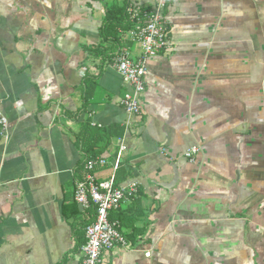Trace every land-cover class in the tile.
Segmentation results:
<instances>
[{
  "label": "crops",
  "instance_id": "1",
  "mask_svg": "<svg viewBox=\"0 0 264 264\" xmlns=\"http://www.w3.org/2000/svg\"><path fill=\"white\" fill-rule=\"evenodd\" d=\"M159 1L0 0V264L80 263L94 218L74 201L86 125L126 129L97 180L118 161L119 182L139 184L120 211L129 247L100 264H264V0H168L172 47L148 60L130 117L112 63L142 45L131 26L105 40V20Z\"/></svg>",
  "mask_w": 264,
  "mask_h": 264
},
{
  "label": "built area",
  "instance_id": "2",
  "mask_svg": "<svg viewBox=\"0 0 264 264\" xmlns=\"http://www.w3.org/2000/svg\"><path fill=\"white\" fill-rule=\"evenodd\" d=\"M168 0H160L155 7L128 4L126 8L131 30L127 34L142 45V53L133 57L131 52L120 49L113 58V67L121 76L126 90L121 105L130 117L143 114V95L146 92V79L149 74L148 60L171 49V38L163 8ZM0 129L7 134L9 120L0 111ZM125 147H120V156ZM200 153L199 147L185 152L184 158L194 162ZM104 157L88 160L84 173L77 178L74 201L82 213H94L93 221L85 229V243L81 247L79 264H100L104 252L117 247L128 248L129 243L122 232L119 221H111V214L120 212L139 195V184L133 181L120 183L117 179L119 162L114 165L115 173L105 182L97 180L95 172L105 167Z\"/></svg>",
  "mask_w": 264,
  "mask_h": 264
},
{
  "label": "trees",
  "instance_id": "3",
  "mask_svg": "<svg viewBox=\"0 0 264 264\" xmlns=\"http://www.w3.org/2000/svg\"><path fill=\"white\" fill-rule=\"evenodd\" d=\"M127 5L128 4H126L122 9L114 8L107 13L103 30V36L105 40L112 38L113 40L119 41L120 31H124L126 28L131 26L126 12ZM115 43L117 44L116 41ZM125 131V128L119 129L118 127H111L108 130H104L103 134H100V130L98 128L86 125L77 138V144L83 151L84 155L83 161L81 162L82 171H84V166L88 160L101 157V155L109 147L112 137H123L125 135ZM101 140H103V144L98 147V144ZM136 199H138V197ZM93 215L94 213L91 214V217H93ZM116 220L119 221L123 227L124 221L121 212L111 214V221ZM92 221L93 219L88 223V225Z\"/></svg>",
  "mask_w": 264,
  "mask_h": 264
}]
</instances>
